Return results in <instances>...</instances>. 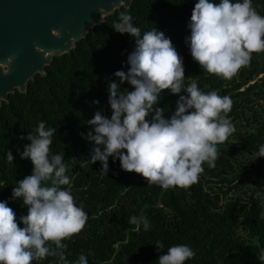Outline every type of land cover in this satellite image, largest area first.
Segmentation results:
<instances>
[{"label":"trees","instance_id":"16d2710c","mask_svg":"<svg viewBox=\"0 0 264 264\" xmlns=\"http://www.w3.org/2000/svg\"><path fill=\"white\" fill-rule=\"evenodd\" d=\"M195 3L132 0L128 9L114 10L88 30L67 54L53 57L43 68V75L36 74L26 83L25 93L14 91L0 104V201L14 210L18 223L28 209L21 198L12 197V190L17 181L32 174L31 160L21 159L30 144L27 136L41 121L47 128L57 129L51 154H63L68 165L66 175L71 180L70 185L62 187L71 191L77 205L83 204L88 216L81 232L62 241L67 245L64 254L69 264L81 254L88 264H157L163 254L155 246L157 241L164 244L163 251L175 244L189 245L195 256L185 264H264V157L255 158L264 144V103L252 110V103L258 105V100H264V52L252 53L250 65L237 74L242 82L235 85L234 77L225 80L205 72L192 59L186 43ZM252 4L264 16V0H252ZM122 12L131 15L142 34L154 28L171 39L183 59L185 86L195 80L202 91L215 90L233 101L227 115L235 132L217 145L215 167L204 163L198 182L188 188L164 190L149 185L140 174L123 171L119 160L112 157L106 174L99 161H89L95 145L87 139L93 131L87 122L96 111L110 118L108 85L115 82L121 91L132 90L114 75L116 71H128L127 57L135 47L134 37L113 29ZM258 75L259 88L253 82L244 91H237ZM253 96L258 99L252 100ZM178 98L164 90L154 107L164 108V117L170 118ZM9 151L13 162L6 158ZM73 158L78 161L75 165L70 161ZM251 178L257 190L247 193ZM223 185L226 188L222 191ZM132 216H144L151 227L145 231L141 225L137 230L128 222ZM33 264L61 262L58 257H47Z\"/></svg>","mask_w":264,"mask_h":264},{"label":"clouds","instance_id":"9594fccd","mask_svg":"<svg viewBox=\"0 0 264 264\" xmlns=\"http://www.w3.org/2000/svg\"><path fill=\"white\" fill-rule=\"evenodd\" d=\"M188 27L186 43L192 59L208 74L225 80L249 66L252 53L264 52V16L252 0H196ZM113 29L135 38L134 50L127 57L128 71L114 73L132 90L121 91L115 82L108 85L110 118L96 111L87 122L93 126L87 139L95 145L89 161H99L106 174L112 157L119 160L123 171L140 174L149 185L164 190L188 188L198 182L204 163L215 167L217 145L235 132L227 115L233 101L215 90L202 91L195 80L185 86L183 59L163 32L152 28L142 34L125 12L120 13ZM164 90L179 96L174 113L167 119L164 108L154 107ZM181 92L187 95H179ZM56 132L41 121L27 136L30 144L21 159L31 160L32 174L17 181L12 197L21 198L28 211L18 223L14 210L0 201V264H33L47 257L69 264L64 254L67 245L62 241L86 225L83 204L77 205L71 191L62 187L71 184L64 156L51 154ZM257 157H264V144L259 146ZM6 158L13 162L10 151ZM70 161L72 165L78 162L75 158ZM128 222L137 230L141 225L145 231L151 227L144 216H132ZM155 246L163 252L157 264H185L195 256L186 244L172 245L167 251H163L161 241ZM74 264H88L87 257L81 254Z\"/></svg>","mask_w":264,"mask_h":264},{"label":"water","instance_id":"95a60500","mask_svg":"<svg viewBox=\"0 0 264 264\" xmlns=\"http://www.w3.org/2000/svg\"><path fill=\"white\" fill-rule=\"evenodd\" d=\"M132 0H0V104Z\"/></svg>","mask_w":264,"mask_h":264},{"label":"rangeland","instance_id":"374dc122","mask_svg":"<svg viewBox=\"0 0 264 264\" xmlns=\"http://www.w3.org/2000/svg\"><path fill=\"white\" fill-rule=\"evenodd\" d=\"M262 75V74H261ZM261 75H258L254 80H252L251 82H249V83H247V84H244V85H242L237 91H239V92H241V91H244L250 84H252L253 82H257L258 84H259V86H258V88L260 87V82H258V80L261 78ZM237 76L238 75H235L234 76V85L235 84H237L238 82H242V80H240L239 78H237ZM258 79V80H257ZM257 88V89H258ZM262 89H264V86H262ZM263 93H264V91H263ZM262 95V94H261ZM260 95V96H261ZM251 99L252 100H256V99H258V97L257 96H253V97H251ZM258 102V105H256L255 103H252V110H258L259 108H261L260 107V104H263L264 103V100H262V99H260V100H258L257 101ZM247 185V184H246ZM256 181L254 180V178H251V182L249 181V184H248V187L250 188V189H248L247 190V193H250V192H252L251 190H254L255 188H256V190H257V187H256ZM212 186V188L213 189H216L217 188V186L218 185H214V184H212L211 185ZM226 187L223 185V188H222V191L225 189ZM252 188V189H251ZM256 190H254L253 192H255ZM227 197H229L230 195H231V192H228L227 194Z\"/></svg>","mask_w":264,"mask_h":264}]
</instances>
